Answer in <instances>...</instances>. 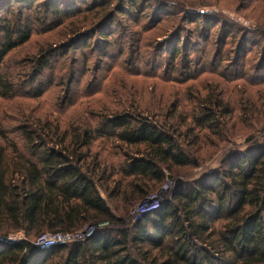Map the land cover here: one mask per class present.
I'll return each instance as SVG.
<instances>
[{
    "label": "trees",
    "instance_id": "1",
    "mask_svg": "<svg viewBox=\"0 0 264 264\" xmlns=\"http://www.w3.org/2000/svg\"><path fill=\"white\" fill-rule=\"evenodd\" d=\"M114 1L0 0V103L13 111L6 120L0 106V264H264V142L242 153L228 152L220 169L193 183L177 181L169 202L132 227L125 225L129 210L165 181L166 172L198 165L205 148L227 140V125L238 119L222 89L206 86L204 95L190 90L179 98H173L179 90L163 92L169 84L197 80L206 70L203 63L199 71H191L190 41H181L183 29L171 37L175 40L165 51L162 73L156 56L152 75H141V67L127 74L165 85L143 86L139 96L104 94L75 111L73 120L54 105L43 115L30 108L29 102L41 99L49 88L73 83L79 56L86 68V57L99 50L98 72H108L110 66L120 70L118 59L109 54L114 38H123L117 57L133 46L140 55L141 40H133L118 15L146 32L141 25L145 10L155 19L162 9L172 8L160 0L149 6L154 0ZM186 16L184 21L197 27L204 13ZM220 26L225 42L229 32L225 24ZM207 27H200L204 43ZM56 30L64 31V43L10 62L34 34ZM260 35L264 42V33ZM183 61L180 74L175 64ZM246 66L254 72L264 69V56L259 65ZM214 70L211 74L225 81L245 76L224 78L218 66ZM254 80L264 85V78ZM252 98L247 93L238 101V117L247 112L260 115L258 121L262 114L264 128V98L259 104ZM101 222L118 227L98 230L82 242L48 248L32 244L44 233L74 232ZM19 233L24 239H10Z\"/></svg>",
    "mask_w": 264,
    "mask_h": 264
},
{
    "label": "rangeland",
    "instance_id": "2",
    "mask_svg": "<svg viewBox=\"0 0 264 264\" xmlns=\"http://www.w3.org/2000/svg\"><path fill=\"white\" fill-rule=\"evenodd\" d=\"M72 1L75 2V0ZM117 1L115 0L113 3ZM155 1H149L147 6L154 5ZM160 1L168 2V6L170 5L172 8L162 9L157 16L154 15L155 19L152 18L150 9L145 10V15L141 19V25H143L142 30H148L146 32L140 31V25L139 28L134 26L128 16H117V19L126 27L127 32H130L133 40H141L143 49L139 50L140 55L135 52L136 47L133 46L126 49L121 57H117V51L120 49L123 38H114L115 40L112 43L109 54L114 59H118L116 63L120 65V70L117 66H110L108 72L104 68L101 69L102 72H98L97 68L100 67L99 50L96 53L94 52L95 54L90 56V58L86 57L88 59L86 68L83 67L84 58H80L79 56L78 69L72 84L67 85L64 83L57 88H49L41 99L29 102V105L31 109L36 108L41 115L54 105L57 108V112L64 118L73 120L77 117V115L73 116L75 115V111L79 113V109L85 108L89 100L100 99L104 94L109 98H116V95L118 97L122 95L139 96L143 86L156 84L157 87H160L165 85L156 79H146L127 74L135 73L134 67H141V72H139L141 75L143 73L144 75L145 73L152 75V65L157 61L156 56H158V61L161 62L162 71L159 69V73H162L167 58L165 51L172 46L175 40L171 37L178 32L179 28L183 29L180 32L181 41L184 38H188L190 41L189 48H191L188 50V57L189 61H191L189 64L191 65V71H199L198 69H200L203 63L206 65V70L197 77V80L187 82L181 86L169 84L166 89H162L163 92L167 95L169 92L179 90L173 96V98H179L182 93L188 95L190 90L191 93L194 90H199L204 95L205 91H209L207 88H215L214 90L216 91L222 89L226 97L225 101L231 103L230 108H233L234 117L238 119L227 125V140L215 142L216 148H205L203 152L204 160H201L198 165L174 169L170 173L166 172V177L172 181V187L164 196L165 204L172 199L177 181H182L185 184L193 183L202 175L220 169L221 160L228 152L242 153L248 147L264 142L262 114L258 121L256 120L260 115L250 116L246 112L243 117H238L237 114L239 108L237 103L247 93L253 97L251 101L256 104L260 103L258 99L264 98V85L258 84L259 80H254L255 76L264 78V69L260 71L255 70L254 72L253 70L250 71L249 67L246 66L247 62L254 64V67L259 65L264 56V42H262L260 35V32L264 33V0ZM189 13H204V18H199L196 21V24L199 26L195 27V24H189L184 21V19H188L186 15ZM157 21L159 22L155 25ZM220 23L225 24L226 30L229 32V37L225 42L221 41L222 31ZM205 24L208 26L205 32V39H208L206 43L200 38V31L202 30L200 27H204ZM147 26L152 28L147 29ZM112 30L116 32L115 27ZM245 35H247L245 40L239 44L241 36L244 37ZM230 36L234 37V39H231ZM65 39L64 31L62 30L52 31L47 34H34L24 47L12 55L10 62L32 57L49 45L64 43ZM95 39L96 37L88 43H93ZM254 43L258 44L257 48L254 46ZM134 53L137 55L132 58ZM220 61L221 63L219 64ZM196 62L198 63L195 64ZM175 65L177 71L182 74L184 72V61L182 63L176 62ZM210 65H213L212 67L215 66V68L218 66V73L223 74L224 78L237 73H244L245 76L242 79L234 81L235 77L231 79L227 78L225 81L221 76L211 74V71H215V68L210 69ZM83 70L86 71L84 74L82 73ZM177 71L173 73L174 77L178 76ZM50 74L51 72L44 75L46 81L50 80ZM252 83L255 85H252ZM67 86L70 88L69 93L66 91ZM126 86L127 88L125 89ZM206 86L208 87L206 88ZM159 90L157 89L156 92L159 93ZM93 92L97 93L93 94ZM145 94H148V92ZM145 99L148 100L149 98L145 97ZM73 103L74 106H72ZM23 104L27 103L23 102ZM240 105H242L243 109L246 107V105H243V102ZM0 106L5 107L3 109V117L6 120H11L13 118V111L6 103H0ZM158 188L153 192L156 193L159 190ZM132 209L129 210L128 215L124 219L126 227H132L139 221V219H136V215L132 214ZM91 226L97 227V223H91ZM117 227L118 224L102 222L100 223L99 230L106 228L115 230ZM10 239L22 240L24 239V235L22 233L15 234Z\"/></svg>",
    "mask_w": 264,
    "mask_h": 264
},
{
    "label": "built area",
    "instance_id": "3",
    "mask_svg": "<svg viewBox=\"0 0 264 264\" xmlns=\"http://www.w3.org/2000/svg\"><path fill=\"white\" fill-rule=\"evenodd\" d=\"M171 187L172 181L166 177L165 181L158 188L159 190L156 193L153 192L154 194H149L140 201L139 204L132 209V214L136 215V219H140L143 215L158 210L164 204V196ZM99 227L100 223H97V227L91 226L90 223L86 224L82 229L74 232L44 233L32 244L38 248H48L57 245L82 242L92 237L99 230Z\"/></svg>",
    "mask_w": 264,
    "mask_h": 264
}]
</instances>
